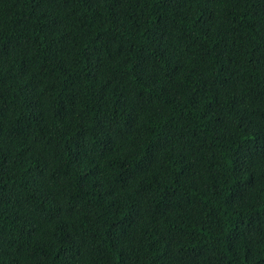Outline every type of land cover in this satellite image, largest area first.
<instances>
[{"label":"trees","instance_id":"obj_1","mask_svg":"<svg viewBox=\"0 0 264 264\" xmlns=\"http://www.w3.org/2000/svg\"><path fill=\"white\" fill-rule=\"evenodd\" d=\"M0 264H264V0H0Z\"/></svg>","mask_w":264,"mask_h":264}]
</instances>
